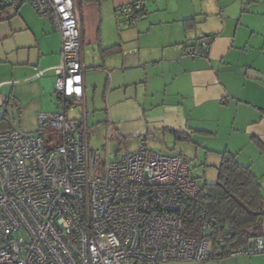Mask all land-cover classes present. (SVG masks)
Segmentation results:
<instances>
[{
  "label": "crops",
  "instance_id": "crops-1",
  "mask_svg": "<svg viewBox=\"0 0 264 264\" xmlns=\"http://www.w3.org/2000/svg\"><path fill=\"white\" fill-rule=\"evenodd\" d=\"M75 1L88 138L91 127L105 147L109 136L118 157L141 139L159 153L179 148L194 172L196 162L217 169L227 152L250 168L264 196V0H146L136 27L117 11L137 0ZM2 15L0 107L10 98L24 119L33 114L22 129L37 134V113L60 105L61 35L28 4ZM201 38L211 43L208 57L186 56Z\"/></svg>",
  "mask_w": 264,
  "mask_h": 264
},
{
  "label": "built area",
  "instance_id": "built-area-1",
  "mask_svg": "<svg viewBox=\"0 0 264 264\" xmlns=\"http://www.w3.org/2000/svg\"><path fill=\"white\" fill-rule=\"evenodd\" d=\"M146 0L121 7L126 25L143 19ZM13 10L30 5L52 21L62 39L53 113H39L40 133L0 131V264H205L215 249L214 218L203 219L201 236H187L182 206L202 191L190 158L151 150L118 157L91 149L86 126L83 29L75 0H0ZM201 38L189 57H208ZM81 107L79 119L71 116ZM50 129L46 142L43 131ZM59 132V134H58ZM55 133V134H53ZM264 209V207H263ZM264 254L257 238L230 258Z\"/></svg>",
  "mask_w": 264,
  "mask_h": 264
},
{
  "label": "trees",
  "instance_id": "trees-1",
  "mask_svg": "<svg viewBox=\"0 0 264 264\" xmlns=\"http://www.w3.org/2000/svg\"><path fill=\"white\" fill-rule=\"evenodd\" d=\"M10 8L0 3V21L4 20L2 12ZM11 105L7 98L3 104ZM6 112L0 118V131L11 129ZM217 167V181L202 185L197 198L180 209L185 221L184 233L199 238L203 219L196 209L197 204L205 209L208 218H214L211 236L213 248L218 239L223 246L215 249L210 261L221 262L229 259L234 250L241 249L257 238L264 239V196L259 180L249 167L241 165L230 153L221 154ZM209 261V262H210Z\"/></svg>",
  "mask_w": 264,
  "mask_h": 264
},
{
  "label": "rangeland",
  "instance_id": "rangeland-1",
  "mask_svg": "<svg viewBox=\"0 0 264 264\" xmlns=\"http://www.w3.org/2000/svg\"><path fill=\"white\" fill-rule=\"evenodd\" d=\"M37 106H32L30 107L29 110L35 111ZM8 113V120L11 124L12 129L17 130L21 133L26 134L27 131H25L24 129H22V124L23 121L25 122V125H32L33 124V114H29L27 116L26 119H24L25 117L23 116V112L21 113V115L19 114V110L17 109V107H15L14 103L13 105H10L8 107H0V118H2L4 116L5 113ZM39 113H44V112H39ZM37 113V116L38 114ZM81 113V107L76 106L75 107V112L71 113V116L73 114H79ZM37 116H36V122H37ZM38 125V122H37ZM24 127V126H23ZM51 130H45L43 131L41 134H43L46 142L49 141L50 136H51ZM55 134V133H53ZM59 134V132H58ZM89 145L91 147V149L94 150H98L102 153L105 152V144L103 143V137L100 133L96 132L93 130V128H90L89 131ZM119 150L118 145L116 144H110V146L108 147V152L112 155H114V153L116 151ZM122 152V150H121ZM162 154H166V155H174L176 153H180V149L179 148H170L168 150L162 151L160 152ZM196 167L198 168V170H195V174L198 177V180L200 182L201 185L204 184H213L217 181V170L212 168V167H204L201 164H199L198 162H196ZM220 264H264V254H258V255H252V256H240L237 259H226L223 260L221 262H219Z\"/></svg>",
  "mask_w": 264,
  "mask_h": 264
}]
</instances>
